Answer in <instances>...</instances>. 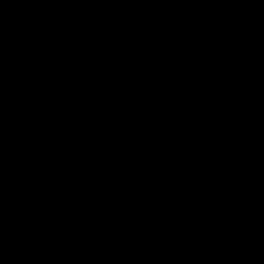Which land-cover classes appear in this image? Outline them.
I'll list each match as a JSON object with an SVG mask.
<instances>
[{"label":"water","instance_id":"95a60500","mask_svg":"<svg viewBox=\"0 0 264 264\" xmlns=\"http://www.w3.org/2000/svg\"><path fill=\"white\" fill-rule=\"evenodd\" d=\"M0 264H264V0H0Z\"/></svg>","mask_w":264,"mask_h":264}]
</instances>
